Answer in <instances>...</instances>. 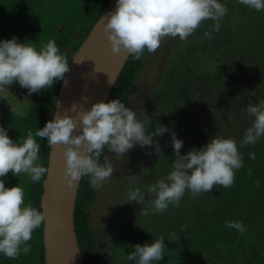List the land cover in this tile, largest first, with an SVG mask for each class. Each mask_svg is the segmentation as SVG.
<instances>
[{
    "label": "trees",
    "instance_id": "obj_1",
    "mask_svg": "<svg viewBox=\"0 0 264 264\" xmlns=\"http://www.w3.org/2000/svg\"><path fill=\"white\" fill-rule=\"evenodd\" d=\"M108 1L0 0V38L15 35L37 48L51 38L69 61ZM222 2L228 11L218 31L213 29V21L204 20L186 40L179 39L173 45L154 91L158 105L148 116V131H154L159 123L169 131L153 137L160 151L154 145H137L126 168L125 185L130 177H138L135 186L145 194V203L135 202L122 220L114 223L102 254L90 231L88 212L96 189L87 176L81 177L74 224L85 264H131L126 257L136 243H151L161 236L165 249L159 264H264V135L255 144L239 148L242 166L236 170L231 187L214 185L209 193L195 197L186 190L179 204L169 205L164 212L148 216L141 212L153 199L148 187L165 177L175 160L171 132L183 141L181 154L199 149L212 136L231 137L239 146L252 122L247 106L264 99V10L248 8L239 0ZM205 32H210L211 38L205 37ZM150 53L145 50L139 59L128 56L107 100L117 97L126 103ZM60 82L56 80L38 93L29 94L22 88L25 100L9 85L8 92L0 94V126L13 140L31 131L40 145L38 163L45 167L50 144L35 132L52 119ZM249 152L256 158L251 159ZM105 159H109L107 146L100 163ZM0 179L6 187L21 186L25 201L41 210L44 178L34 183L25 173L15 176L9 172ZM228 220L242 222L245 232L226 227ZM42 230L43 224L33 231L27 242L29 253L22 252L16 258L0 255V264H45Z\"/></svg>",
    "mask_w": 264,
    "mask_h": 264
},
{
    "label": "clouds",
    "instance_id": "obj_2",
    "mask_svg": "<svg viewBox=\"0 0 264 264\" xmlns=\"http://www.w3.org/2000/svg\"><path fill=\"white\" fill-rule=\"evenodd\" d=\"M239 3L256 11L264 10V0H239ZM227 11L222 0H115V9L100 19L104 21L110 50L117 53L123 49L139 59L145 50L154 52L165 36L186 40L204 20L213 21V29L218 31ZM204 36L211 38V33L205 32ZM67 71L68 59L54 39H48L37 48L32 43L19 41L15 35L0 38V94L8 92L7 86L14 81L29 94L38 93L63 79ZM246 111L252 122L239 146L231 137L212 136L199 149L190 148L181 154L183 141L171 132L175 160L167 175L148 187L153 199L148 208L141 209L142 214L148 216L152 212L166 211L169 205H178L186 190L195 197L202 192L209 193L214 185L231 187L236 170L242 166L239 148L255 144L264 135V99L249 104ZM77 124L79 131H76ZM148 124L149 117L139 119L116 97L97 100L90 108H81L78 118L57 113L36 130L35 136L46 138L51 145L62 146V176L69 188L87 176L90 186L98 189L113 174L111 163L107 159L103 163L99 160L105 146L120 155L137 145H154L156 151H160L153 137L169 129L159 123L150 132ZM39 147L31 131L13 140L7 129L0 126V177L9 172L15 176L25 173L32 182L39 183L47 172V168L38 163ZM248 155L256 158L254 152ZM138 182V177H130L126 201L142 205L145 194L135 186ZM44 221V213L25 201L21 186L6 187L5 181L0 179V255L16 258L22 252L29 253L31 245L27 242ZM225 224L240 233L246 230L240 221L228 220ZM164 249L161 236L151 243H136L126 259L131 264H159Z\"/></svg>",
    "mask_w": 264,
    "mask_h": 264
},
{
    "label": "water",
    "instance_id": "obj_3",
    "mask_svg": "<svg viewBox=\"0 0 264 264\" xmlns=\"http://www.w3.org/2000/svg\"><path fill=\"white\" fill-rule=\"evenodd\" d=\"M114 9L115 0H109L100 16H106ZM100 16L68 61V71L61 79L56 95L53 116L67 113L78 118L81 108H90L97 100L106 101L129 56L123 49L117 53L110 50L104 21ZM76 131H79V124ZM46 168L40 199L41 211L45 216L42 230L45 264H85L74 224L75 202L81 179L72 188L65 184L61 145L50 144Z\"/></svg>",
    "mask_w": 264,
    "mask_h": 264
},
{
    "label": "rangeland",
    "instance_id": "obj_4",
    "mask_svg": "<svg viewBox=\"0 0 264 264\" xmlns=\"http://www.w3.org/2000/svg\"><path fill=\"white\" fill-rule=\"evenodd\" d=\"M179 39L178 36L163 37L160 46L154 52H151L144 61L140 76L135 81V85L132 87L125 103L141 120H144L145 116L148 117L154 107L158 105V101L154 96L157 81L165 69L173 45ZM8 88L20 99L25 100L27 98L18 82L14 81ZM136 147L134 146L122 155L109 149L108 161L113 167V174L107 178L100 188L96 189L95 196L88 208L90 231L96 239L101 254L107 250V237L111 227L115 222L118 223L122 220L124 214L121 211L126 206L135 204V201H126L127 188L124 186H126L125 182L128 178L126 168L129 167V159H131ZM123 206L124 208H122Z\"/></svg>",
    "mask_w": 264,
    "mask_h": 264
},
{
    "label": "flooded vegetation",
    "instance_id": "obj_5",
    "mask_svg": "<svg viewBox=\"0 0 264 264\" xmlns=\"http://www.w3.org/2000/svg\"><path fill=\"white\" fill-rule=\"evenodd\" d=\"M129 186V182L126 184V186H124L125 188H128ZM125 206V205H124ZM124 206L122 208H124ZM135 206V204H130L129 206H126L124 210L121 211V213L124 214V212H126L128 209H132Z\"/></svg>",
    "mask_w": 264,
    "mask_h": 264
}]
</instances>
